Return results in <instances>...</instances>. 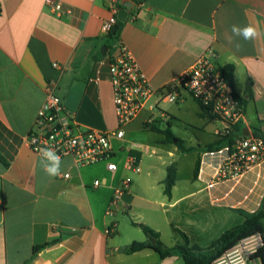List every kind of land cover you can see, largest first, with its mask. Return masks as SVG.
<instances>
[{
    "label": "crops",
    "instance_id": "1",
    "mask_svg": "<svg viewBox=\"0 0 264 264\" xmlns=\"http://www.w3.org/2000/svg\"><path fill=\"white\" fill-rule=\"evenodd\" d=\"M45 1L0 0V264H178V254L161 259L151 249L128 254L126 248L145 241L141 225L157 232L166 247L179 242L174 227L205 248L243 222L237 210L258 209L264 162L237 178L215 181L227 152L204 148L218 139L220 124L187 95L146 109L126 127L124 139L113 142V174L104 163L76 167L65 158L61 175L70 177L49 179L25 138L49 80L80 129H115L108 67L119 40L155 90L213 49L220 67L232 66V87L246 100L240 132L254 135L264 115V0L134 1L125 21L117 20L114 37L102 35L101 23L111 16L113 1L119 10L128 0H53L69 11L59 17ZM234 24H252L262 35L252 41L236 38L237 48L229 41ZM149 118L153 126L145 129ZM176 122L191 124L192 140L173 132ZM144 132L158 138L146 141ZM129 154L139 160L138 173L126 169ZM170 165L176 179L166 196L163 182ZM124 179L130 187L110 216L113 190ZM96 180L99 186L93 187ZM111 226L114 231L107 234Z\"/></svg>",
    "mask_w": 264,
    "mask_h": 264
},
{
    "label": "built area",
    "instance_id": "2",
    "mask_svg": "<svg viewBox=\"0 0 264 264\" xmlns=\"http://www.w3.org/2000/svg\"><path fill=\"white\" fill-rule=\"evenodd\" d=\"M116 3L117 1L112 2L111 16L101 23L102 35L109 36L117 23ZM45 4L57 17L69 13L63 10L60 2L46 0ZM216 59V53L209 48L188 70L165 87L155 90L140 71L134 56L119 40L109 56L108 67V81L116 116L115 129L105 131L80 129L57 96L56 83L49 80L45 83V98L37 110L25 144L37 155L40 148L51 147L61 156V160L69 158L76 167L104 163L106 170L113 174L117 170V165L113 161L115 156L113 142L124 139L126 127L138 119L146 109L156 110L160 102L175 104L187 95L212 120L220 124V128L215 132L218 138L234 135L232 142L222 148L227 152V156L216 170L214 180L225 181L242 176L264 162V138L252 134L242 135L239 130L236 131V127L241 128L244 107L239 95L228 82L223 67L216 63ZM53 67L60 68L57 64H53ZM153 122L152 118L147 119L143 128L150 129ZM260 131L264 132V115ZM126 169L135 173L140 171L137 156L133 154L127 156ZM60 177L68 179L70 174L65 173ZM98 186L99 181H94L93 187ZM129 187L130 180L124 179L114 188L107 209L108 215L113 214L112 208ZM113 231L114 228L111 226L107 234ZM263 245L261 234L256 232L240 239L230 249H235L233 255L244 253L247 264H260L257 254ZM230 249L215 258L211 264H214V261L217 264H228L229 257L225 256V253ZM221 257L223 259H220Z\"/></svg>",
    "mask_w": 264,
    "mask_h": 264
},
{
    "label": "trees",
    "instance_id": "3",
    "mask_svg": "<svg viewBox=\"0 0 264 264\" xmlns=\"http://www.w3.org/2000/svg\"><path fill=\"white\" fill-rule=\"evenodd\" d=\"M136 0L135 2H138ZM119 33V30H116L114 33H110L109 37H114ZM223 72L226 75L228 82L232 85L233 77V68L232 66L223 67ZM246 96L247 99L252 97L251 92V81L247 80L246 83ZM241 104L243 107L246 105V100L240 97ZM152 128V127H151ZM240 131L239 127H236V131ZM167 140L170 141L173 139L172 134L166 130L164 131ZM254 136L259 138H264V132L256 130ZM233 136H228L224 138H218L215 142L207 145L204 148L205 152H216L221 150L226 145H229L232 142ZM178 141V140H177ZM182 151H187L181 147ZM197 162L194 169L193 176L196 177L198 172ZM176 179V170L174 165H170L166 168V177L163 182L164 184V194L166 196L170 195L171 188L173 187ZM243 217V222L239 225L233 226L223 232L216 240H214L208 247L201 248L195 244H192L189 238L182 231L177 228H172L173 233L179 239V242L172 247H166L161 241L159 234L149 228L146 225H141L143 234L145 235V241L132 242L127 248L126 252L132 254L144 249H151L154 252L159 254L161 259L166 257L173 256L178 254L183 264H211V262L219 257L224 251L233 247L240 239L247 237L256 232L260 233L264 243V196L262 197L259 207L256 211L252 213H246L241 210H237ZM48 244L34 248L33 254H36L38 250L45 247ZM257 257L260 260V264H264V245L258 251Z\"/></svg>",
    "mask_w": 264,
    "mask_h": 264
},
{
    "label": "clouds",
    "instance_id": "4",
    "mask_svg": "<svg viewBox=\"0 0 264 264\" xmlns=\"http://www.w3.org/2000/svg\"><path fill=\"white\" fill-rule=\"evenodd\" d=\"M232 36L229 37L230 42H235L237 48L241 47V44L236 38H241L244 41H252L262 35L256 26L247 24L245 26L232 25L231 27ZM40 160L39 164L44 174L49 179H55L59 177L61 173V156L51 147H42L39 149ZM235 249H230L225 256L229 257L228 264H247L246 255L244 253H238L233 255ZM220 259H223L221 257ZM214 264H217L214 261Z\"/></svg>",
    "mask_w": 264,
    "mask_h": 264
},
{
    "label": "rangeland",
    "instance_id": "5",
    "mask_svg": "<svg viewBox=\"0 0 264 264\" xmlns=\"http://www.w3.org/2000/svg\"><path fill=\"white\" fill-rule=\"evenodd\" d=\"M186 121H191V118H185ZM184 121V120H183ZM173 132L178 135L179 137H182L183 139L188 141V138L190 140L193 139V135H195V132L193 131V128L191 124H188L186 122H176L174 125ZM188 137V138H187ZM144 138L146 141L152 142L153 140L158 138V135L152 132H144ZM138 225V224H137ZM178 264H183L182 260L178 262Z\"/></svg>",
    "mask_w": 264,
    "mask_h": 264
},
{
    "label": "water",
    "instance_id": "6",
    "mask_svg": "<svg viewBox=\"0 0 264 264\" xmlns=\"http://www.w3.org/2000/svg\"><path fill=\"white\" fill-rule=\"evenodd\" d=\"M136 0H128L124 4H122V7L118 10L117 13V20L119 22H124L127 18V13L130 10V8L133 5V2ZM117 30V25H115L112 29V33H114Z\"/></svg>",
    "mask_w": 264,
    "mask_h": 264
}]
</instances>
